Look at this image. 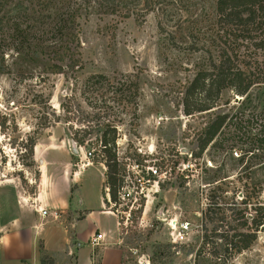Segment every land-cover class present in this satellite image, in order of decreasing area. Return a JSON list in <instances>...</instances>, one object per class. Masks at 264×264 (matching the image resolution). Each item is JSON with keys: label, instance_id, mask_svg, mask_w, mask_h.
Listing matches in <instances>:
<instances>
[{"label": "rangeland", "instance_id": "rangeland-1", "mask_svg": "<svg viewBox=\"0 0 264 264\" xmlns=\"http://www.w3.org/2000/svg\"><path fill=\"white\" fill-rule=\"evenodd\" d=\"M200 17H211V0H164L155 14L125 18L104 15L91 7L79 18L83 68L74 80L48 74V84H33L23 77L47 73L45 63H32L13 53L6 56L8 68L0 74V113L10 114L17 126L11 127L9 117L10 127L0 133V218L8 217L13 203H17L16 207L28 206L29 202H22L15 190L33 192L37 166L49 162L55 167L51 172L57 175L63 163L69 161L71 170H77L76 165L86 162L84 154L89 151V165L70 193L74 203L82 200L83 208L91 209V219L112 227L113 219L97 212L105 167L94 135L85 137L79 145L71 139V130L60 122L35 135L36 119L29 110L33 106L31 93L44 89L49 94V104L58 111L62 94L77 89L90 73L136 72L137 118L130 121L125 117L123 123L116 125V176L133 180L132 175L138 169L143 171V167L155 168L157 176L143 175L142 194L132 192L123 199L117 196L116 203H106L115 214L111 244L121 250V264H139L142 259L150 260L149 264H264V231H257L250 246L232 256L222 252L212 255L207 245L200 249L201 228L209 230L212 225L204 223L200 213L208 203L217 206L216 216H224L222 227L244 222L243 230H247L251 229L254 216L252 204L264 202L257 189V183L264 180V153L248 151L253 135L264 125V85L250 88L244 96L223 90L216 107L209 112L188 116L181 112L182 86L204 62L203 55L190 48L192 34L187 32V21ZM158 20L164 31L158 29ZM18 70L23 71L21 76ZM218 112L227 113L228 126L217 139L229 135L233 141L222 147L207 144L198 153V132ZM30 135L36 137V155L27 167L22 165L27 161L22 144ZM73 145L79 148L77 153H72ZM5 187H11L13 193L9 194ZM79 214L70 209L60 213L43 235L55 245L62 243L63 234L70 233L69 223ZM183 223L186 229L182 239H178V225ZM85 226L82 222L80 230ZM74 240L70 237L66 250L55 256L57 264H74V251L66 254L68 246L73 248ZM88 249L81 243L78 264H86L83 257Z\"/></svg>", "mask_w": 264, "mask_h": 264}, {"label": "trees", "instance_id": "trees-1", "mask_svg": "<svg viewBox=\"0 0 264 264\" xmlns=\"http://www.w3.org/2000/svg\"><path fill=\"white\" fill-rule=\"evenodd\" d=\"M163 1L0 0V74L8 68L6 56L13 53L32 63L36 60L45 63L47 73H30L23 77L33 84H48V74H61L74 80L83 68L79 18L91 7L104 15L125 18L133 14H155ZM187 23V32L192 34L190 48L202 54L204 62L180 91L179 104L183 115L213 110L223 90L244 96L250 88L264 85V0H211V17L192 18ZM157 26L160 31L165 30L159 20ZM21 72L18 70V76L23 74ZM43 90L31 93L33 106L29 110L36 119L33 133L39 134L40 130L60 122L71 130V139L79 145L83 144L85 137L93 134L105 167L101 190L104 203L107 201L103 188H107L108 201L116 203L117 190L122 184V178L116 176V125L123 123L125 117L130 121L137 118L138 74L90 73L77 89L62 94L58 111L51 107L49 94ZM9 117L11 127L17 126L10 114L0 113L1 134L10 127ZM227 126V113H213L198 132V153L210 143L218 147L231 144L233 136L217 139ZM257 132L248 151L264 153V125ZM35 139L30 135L22 144L26 149L24 166L33 163ZM257 189L258 196L264 197V180L257 183ZM214 205L210 202L200 212L204 223H212L209 230L201 228L200 249L207 245L212 255L222 252L224 256H232L248 248L257 231H264V202L252 204L254 216L251 229L247 230H243L244 222L226 223L222 227L224 216H216L214 209L217 206ZM39 247L40 264H53L52 258ZM216 259L219 261L220 257Z\"/></svg>", "mask_w": 264, "mask_h": 264}, {"label": "crops", "instance_id": "crops-1", "mask_svg": "<svg viewBox=\"0 0 264 264\" xmlns=\"http://www.w3.org/2000/svg\"><path fill=\"white\" fill-rule=\"evenodd\" d=\"M36 148V147H35ZM32 150V159L35 158V151ZM82 165V164H80ZM76 165L77 170H71L69 161L63 163L59 173L56 175L50 169H54V165L43 162L37 166L38 176L32 193H25L23 189L15 190L16 195L21 197L22 202H29L28 206H12L7 218H0V264H40V247L41 250L52 258L53 264H57L56 255L66 250L67 241L70 237H74L73 248L67 247L69 254L71 249L74 251V264L80 261L79 248L81 243L88 246V254L84 258L86 264H121V250L111 244L115 233L116 219L115 215L108 210L104 203L103 197H99V209L97 212L105 217L113 219L112 227H105L101 222H97L90 218L91 209L83 208V202L79 199L74 203V198L70 193V188L75 189L78 177L82 170ZM77 173V175H75ZM103 183L104 175L101 174ZM5 189H7L5 187ZM102 189V187H101ZM104 189V188H103ZM7 191L13 193V189L8 187ZM22 194V195H21ZM102 194V193H101ZM104 197L108 201V194ZM11 204V200H10ZM46 209L47 213L55 210L58 213L72 210V213H80L77 218L69 223L70 233L68 236L64 233L62 243L53 244L48 236L43 235L46 227L56 223L52 217L48 215L41 216L37 210ZM85 223V228L80 230L79 225ZM63 229V228H62ZM64 231V229H63ZM95 231L104 234L103 243L97 247H92L88 241L89 236ZM75 247V248H74ZM67 256V255H66Z\"/></svg>", "mask_w": 264, "mask_h": 264}, {"label": "built area", "instance_id": "built-area-1", "mask_svg": "<svg viewBox=\"0 0 264 264\" xmlns=\"http://www.w3.org/2000/svg\"><path fill=\"white\" fill-rule=\"evenodd\" d=\"M78 151H79V148L77 149V152ZM90 155H91L90 152L86 151V153L84 154V158L86 159V162L80 166L85 167L89 164L87 160L89 159ZM135 168H137V165H135ZM138 172L135 175H132L133 180H131L129 176H127L126 179H125V176L123 177L122 184L117 190V196L119 198L123 199L124 197H129L132 195V192L142 194L143 184L141 181H143L144 179L143 177L144 176L146 177H156L157 176V171L153 167H143V171L142 169H138ZM134 181L136 184L134 183ZM146 181H148V178H146ZM137 187H139L138 191H136ZM104 192L107 193V188H104ZM37 212L41 216H45L49 214V216L52 217L53 219H56L58 217V213L55 210H52L50 213H47L46 209H38ZM185 229H186V223L178 225V231H177L178 239H182ZM103 239H104V234L101 232L95 231L92 235L89 236L88 241L92 247H97L98 245L103 243ZM139 264H149V260L142 259Z\"/></svg>", "mask_w": 264, "mask_h": 264}, {"label": "water", "instance_id": "water-1", "mask_svg": "<svg viewBox=\"0 0 264 264\" xmlns=\"http://www.w3.org/2000/svg\"><path fill=\"white\" fill-rule=\"evenodd\" d=\"M71 151H72V153H77V148L73 145V146H71ZM39 163H41V162L39 161Z\"/></svg>", "mask_w": 264, "mask_h": 264}, {"label": "bare ground", "instance_id": "bare-ground-1", "mask_svg": "<svg viewBox=\"0 0 264 264\" xmlns=\"http://www.w3.org/2000/svg\"><path fill=\"white\" fill-rule=\"evenodd\" d=\"M89 165V164H88ZM84 167V166H83ZM82 168V167H81Z\"/></svg>", "mask_w": 264, "mask_h": 264}]
</instances>
